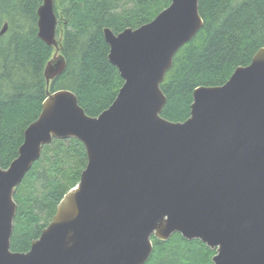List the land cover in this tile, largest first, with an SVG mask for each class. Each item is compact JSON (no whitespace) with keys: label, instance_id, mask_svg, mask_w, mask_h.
I'll list each match as a JSON object with an SVG mask.
<instances>
[{"label":"water","instance_id":"water-1","mask_svg":"<svg viewBox=\"0 0 264 264\" xmlns=\"http://www.w3.org/2000/svg\"><path fill=\"white\" fill-rule=\"evenodd\" d=\"M198 1L170 0L134 29L103 28L123 82L97 116L72 91L46 90L17 156L0 166V264H143L151 237L175 232L215 250L213 264H264V47L222 85L196 87L184 121L160 115L173 56L203 25ZM36 14L38 37L54 49L48 87L66 67L54 0ZM70 138L87 157L78 183L29 249L12 251L16 189L45 145Z\"/></svg>","mask_w":264,"mask_h":264},{"label":"trees","instance_id":"trees-1","mask_svg":"<svg viewBox=\"0 0 264 264\" xmlns=\"http://www.w3.org/2000/svg\"><path fill=\"white\" fill-rule=\"evenodd\" d=\"M170 0H54L57 37L66 67L46 86L43 69L54 49L37 35L41 0H0V166L17 156L24 129L34 121L46 97L68 89L89 116L114 100L123 80L108 60L103 28L114 34L150 22ZM203 25L174 54L160 88L166 97L160 115L173 122L189 116L198 86H220L234 69L250 63L264 47V0H199ZM59 29V30H58ZM62 30L60 34L59 31ZM87 161L75 138L54 139L42 149L16 189L10 248L25 252L48 225L63 195L79 181ZM153 249L143 264H213L215 250L198 239L172 233L151 237Z\"/></svg>","mask_w":264,"mask_h":264},{"label":"rangeland","instance_id":"rangeland-1","mask_svg":"<svg viewBox=\"0 0 264 264\" xmlns=\"http://www.w3.org/2000/svg\"><path fill=\"white\" fill-rule=\"evenodd\" d=\"M58 30H59V29H58ZM59 33L61 34V33H62V30H60Z\"/></svg>","mask_w":264,"mask_h":264}]
</instances>
